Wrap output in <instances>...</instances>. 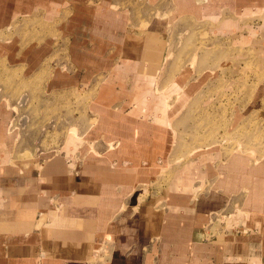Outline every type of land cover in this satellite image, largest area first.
Wrapping results in <instances>:
<instances>
[{"label": "rangeland", "instance_id": "obj_1", "mask_svg": "<svg viewBox=\"0 0 264 264\" xmlns=\"http://www.w3.org/2000/svg\"><path fill=\"white\" fill-rule=\"evenodd\" d=\"M212 1L228 18L199 15ZM126 31L155 37L158 67L122 64ZM107 112L158 121L168 136L160 183L225 192L208 236L217 224L237 229L249 191L226 184L264 159V0H0V163L80 167L97 154L88 133ZM4 167L0 184L19 175Z\"/></svg>", "mask_w": 264, "mask_h": 264}, {"label": "crops", "instance_id": "obj_2", "mask_svg": "<svg viewBox=\"0 0 264 264\" xmlns=\"http://www.w3.org/2000/svg\"><path fill=\"white\" fill-rule=\"evenodd\" d=\"M206 4L196 8L202 17L228 18V7ZM121 39L122 64L158 67L162 48L152 34L126 31ZM107 113L101 119L108 121L88 133L97 154L87 150L91 157L80 167L52 160L39 170L31 159L25 167L1 159L5 171L11 166L19 175L0 184V264H90L98 257L103 264H264V159L226 184L249 191L245 213L251 216L236 217L233 231L216 232L217 224L208 236L207 217L221 212L228 195L162 185L168 136L158 121ZM77 140L70 133L68 146Z\"/></svg>", "mask_w": 264, "mask_h": 264}]
</instances>
